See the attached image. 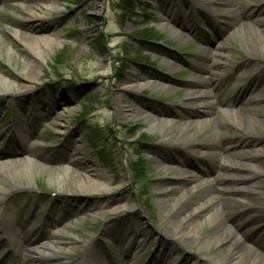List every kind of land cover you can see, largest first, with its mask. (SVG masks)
<instances>
[{
	"label": "rangeland",
	"instance_id": "1",
	"mask_svg": "<svg viewBox=\"0 0 264 264\" xmlns=\"http://www.w3.org/2000/svg\"><path fill=\"white\" fill-rule=\"evenodd\" d=\"M195 1L0 0V74L19 85L0 88V158L34 154L52 168L32 177L0 171V264H224L206 238L215 226L207 220L214 210L196 216L193 239L175 232L178 217L167 209L176 202L195 206L222 185L218 174L232 171L221 165L225 157L255 162L231 155L244 138L232 124L240 115L264 120V100L248 103L261 108L257 114L235 112L260 89L251 92L246 84L264 73V60L249 58L245 44L255 41L249 34L245 43L239 33L238 11L240 18L251 10L256 17L263 1L235 0L231 9L223 0L210 6ZM31 5L36 19H47L34 27H50L43 34L52 37L42 61L21 40L36 35L22 25ZM197 7V17L186 18ZM205 53L213 73L195 62ZM221 54L228 56L226 65ZM197 75L210 78L195 86L210 94L199 113L188 95ZM159 78L168 81L166 88ZM54 83L56 90L43 92ZM213 116L217 133L190 137L177 155L164 144L168 127L186 128L197 118L209 132L205 122ZM164 119L167 128L150 129L152 120ZM171 155L193 161L202 172ZM65 168L109 187L96 190L76 178L58 182ZM191 174L197 175L192 185L210 183L188 195L178 187ZM162 188L171 198L167 207ZM236 196L231 220L241 223L235 235L264 252V195ZM43 240L54 243L52 252L34 251Z\"/></svg>",
	"mask_w": 264,
	"mask_h": 264
},
{
	"label": "bare ground",
	"instance_id": "2",
	"mask_svg": "<svg viewBox=\"0 0 264 264\" xmlns=\"http://www.w3.org/2000/svg\"><path fill=\"white\" fill-rule=\"evenodd\" d=\"M198 1H203L207 6H210L215 4L219 0ZM223 1L226 3V6H228L229 9H231V7H234L233 5L235 4V0ZM262 1V8H260V10H258L257 8L255 9V11H258V15L256 17L252 16L254 10H251L252 13L249 12L243 14V18H240L242 15L240 11H238L239 20L243 19L242 24L238 26V31L245 37V43H248L246 37L249 34L253 36L255 45L245 44V48L249 53V58L256 59L257 61L264 60V17H261V14L264 13V0ZM243 2L246 3L248 1L243 0ZM259 2H261V0H259ZM194 4H196L195 0ZM27 8V12H29L28 19L24 23H22V25L27 31H32L36 35H33V33L30 34H32L34 37L30 35H22L23 37L21 40L30 50V52L37 58V61H42L45 59L43 55V52L45 51L42 48L43 46H48L52 40V37L50 35H46L43 33H48L50 31V27H34L37 20L47 19H45L44 17L36 19L39 16L35 13H31L32 8L34 9V6H27ZM201 9L202 7L195 8L194 11L192 10V12H190V15L185 14L186 11L183 10V14L186 15V18L190 16L189 20H192L197 17L196 12ZM221 55L225 57L223 64L227 63L228 56L226 54ZM202 57L207 58L208 54L205 53L198 57V59L195 61L196 64H201L203 66L204 72H210L211 66H208L204 58ZM170 60L171 61H169L168 64H172L173 67H175L177 65V61L174 59ZM259 74L260 75L252 78L245 86V89H248L251 92L256 89V86L260 87V89L256 92L257 95L247 99L244 107L237 108L235 111L236 114L241 113L242 109L247 112L246 114H257V112H259V110L261 109L257 108L258 106L251 108L249 106L250 104L248 105V103H253L255 99H258L256 100V102L264 100V73L261 72ZM209 80L204 75L195 76L194 81L191 84V87L193 88H191V90L188 92L190 98L194 99L192 105L197 113H199V109H203L207 105L206 101H204V98L206 96H209L210 94L205 89H195V86H198L202 83L209 84ZM161 81L163 82L161 83V87L163 89L166 88L163 84L164 82L168 81L164 78H162ZM12 85H14V90H18L19 85L14 84L12 81L6 79L2 74H0V88L2 87L3 89H9ZM138 85L141 86L143 84L140 83ZM171 88L172 87L167 90H170ZM210 103L212 104L213 102L211 101ZM246 105L248 106L246 107ZM194 120H190L186 128H179L176 126L168 127V122L165 119L163 121L152 120L150 123V129L154 130L155 128L161 126L162 128L168 127L169 132L167 134V137L163 139L165 142L164 144H166V147H168L169 149L171 148L172 154L177 155L179 153L178 149H180L179 144L181 142L186 141L190 137H196L200 133L209 135L211 133L218 132V129L214 126V122L216 123L217 117L213 116L211 117V120H207L205 122L206 124L209 123L210 125L209 132H204L205 125L203 124V122H200L199 120L196 121L197 118ZM232 125L234 129L237 128L243 131L244 138H241L237 142H235L236 145L241 142V145H239V147L234 146L231 151V155L240 158L244 154L249 159L255 161L253 165L241 162L239 160L232 161V158L225 157V160L223 163H221V165L227 167L228 170L232 169V171H226L218 174V178L222 177L225 179V182L222 185H220L219 187L214 185L211 192L205 193L202 196V200L198 201L195 206H192L190 208H188V206L186 205H181L178 202L171 204V206H168L171 198L168 196H164L166 190L162 188V206H168L167 210L170 212V214L174 213L178 217L175 232L179 235L186 234L187 236H191L193 239L196 238V236L194 238L193 235L197 230V226L195 224L196 216L203 214L207 210H214L213 212H211V214H209L207 220H209L215 226L213 225V231L206 236L208 241L213 240L215 245L217 246V252L214 253V256L218 257L217 253L222 257L224 256V259H218L220 262L223 261L224 264H226L224 260H226L228 264H264V252L259 251L258 249H255L251 245H248L246 242H244L243 236L235 235V232H237L236 227L239 228L240 225L236 223H241V220H231V214L237 199L236 195H240L243 193L252 194L253 196L257 197L260 195H264V120H261L260 118H242V116L240 115V117H238V122L233 123ZM259 126H262L261 132H257ZM10 158H12L11 155L1 157L0 171L9 173V175L11 176L22 175L32 177L35 174L41 173V171H43L44 169H52L51 167H46L45 164H43L42 160L39 159L38 155L35 156L34 154H31L28 156H20L19 158H16V160H10ZM169 158L175 163L179 162L181 165H185L183 166L185 168L194 167L197 170H200L199 165L195 164L193 161L177 160V157L173 155L169 156ZM70 162L74 165L76 164L77 166H79V161L77 160V158L70 159ZM169 169H173V167H169ZM200 171L202 172V170ZM169 175L173 176L172 171L169 172ZM196 176L197 175L194 176L192 174L188 178L187 175L182 176L183 178H185V180L179 182L180 186L178 187V189H186L187 194L191 195L194 190H196L200 185H207L210 183V181L208 180L205 182L201 181L200 184L197 185H192L191 183L196 181L197 179ZM56 178L58 182H63L66 180L68 181L70 180V178H76V181L80 185H87L90 188L96 190H107L109 187V184H106V181L92 179L88 174H83L81 172L79 173L75 169L69 172L68 169L65 168L61 170V173H59ZM7 194V191L3 192V194L1 195V199ZM1 201H4V199H2ZM247 228L248 227L246 226L243 227V232L246 233ZM40 243H42L41 246L39 248H35L34 251L50 253L55 247L54 243L51 241L43 240ZM217 263L221 264L218 261Z\"/></svg>",
	"mask_w": 264,
	"mask_h": 264
},
{
	"label": "trees",
	"instance_id": "3",
	"mask_svg": "<svg viewBox=\"0 0 264 264\" xmlns=\"http://www.w3.org/2000/svg\"><path fill=\"white\" fill-rule=\"evenodd\" d=\"M56 87H58V85L57 84H47V85H45V89H48V90H56Z\"/></svg>",
	"mask_w": 264,
	"mask_h": 264
}]
</instances>
